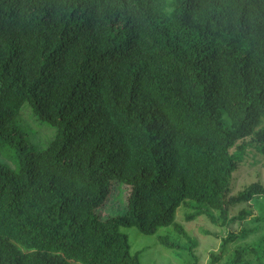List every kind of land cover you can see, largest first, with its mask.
I'll return each instance as SVG.
<instances>
[{
	"label": "trees",
	"instance_id": "16d2710c",
	"mask_svg": "<svg viewBox=\"0 0 264 264\" xmlns=\"http://www.w3.org/2000/svg\"><path fill=\"white\" fill-rule=\"evenodd\" d=\"M249 153L264 157V0H0V264H141L131 227L197 264L180 205L225 232L206 264H264L244 224L264 185H232ZM113 185L123 212L101 216Z\"/></svg>",
	"mask_w": 264,
	"mask_h": 264
},
{
	"label": "rangeland",
	"instance_id": "374dc122",
	"mask_svg": "<svg viewBox=\"0 0 264 264\" xmlns=\"http://www.w3.org/2000/svg\"><path fill=\"white\" fill-rule=\"evenodd\" d=\"M19 124L26 132L28 139L38 146L47 144L55 133L49 124L33 116L27 106H24L21 110ZM260 159L261 161L254 163L251 153L246 156L245 163L234 174L232 179L235 191L240 190L243 185L252 181H258L264 185V157ZM0 160L6 161L1 155ZM126 194L127 188L124 186L117 188L116 185H113L106 202L96 212L101 216L121 214L124 209ZM250 205L254 214L248 217L244 224L247 228H253L256 224L257 228L253 234L246 238L247 242H252L264 235V223L253 221L252 219L259 215L264 216V196H255L250 201ZM185 211L186 208L180 205L176 211V220L184 226L188 234L196 241V246L193 250L198 256L197 264H206L209 258L208 252L218 248L219 237L221 235L224 236L225 232L222 228L210 224L202 216L186 221ZM239 229L240 225L238 223L232 226V230L238 231ZM122 231L128 236L131 251L139 253L141 264H183L184 259L180 258V255H177L172 250L162 247L157 243L154 235L140 234L133 227L122 228ZM210 232H215L217 236Z\"/></svg>",
	"mask_w": 264,
	"mask_h": 264
}]
</instances>
